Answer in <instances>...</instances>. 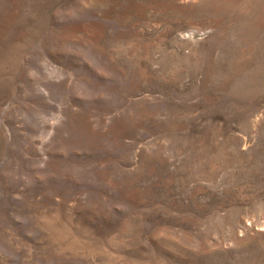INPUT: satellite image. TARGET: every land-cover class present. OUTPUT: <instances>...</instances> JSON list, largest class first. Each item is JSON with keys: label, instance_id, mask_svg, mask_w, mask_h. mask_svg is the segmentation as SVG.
<instances>
[{"label": "rangeland", "instance_id": "obj_1", "mask_svg": "<svg viewBox=\"0 0 264 264\" xmlns=\"http://www.w3.org/2000/svg\"><path fill=\"white\" fill-rule=\"evenodd\" d=\"M0 264H264V0H0Z\"/></svg>", "mask_w": 264, "mask_h": 264}]
</instances>
